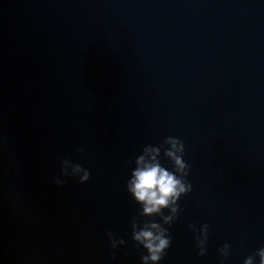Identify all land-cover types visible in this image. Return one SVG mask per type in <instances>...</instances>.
Returning a JSON list of instances; mask_svg holds the SVG:
<instances>
[{"label":"clouds","instance_id":"clouds-1","mask_svg":"<svg viewBox=\"0 0 264 264\" xmlns=\"http://www.w3.org/2000/svg\"><path fill=\"white\" fill-rule=\"evenodd\" d=\"M164 145H167L164 148ZM163 157L172 164L169 170L161 163V150ZM83 152V149H77ZM185 145L178 137H165L160 146L151 144L145 145L142 154L135 158V167L132 169L130 178L127 181V191L140 205V212L131 222L132 239L136 246L142 247L146 254L140 257L141 264H159L171 246L172 237L164 225H171L180 211L178 201L181 196H186L192 191V184L187 177L190 172V165L185 161ZM71 163L73 172L68 173L66 165ZM61 174L64 177L79 179L80 183L87 182L91 177V172L80 163H73L70 159L64 158L60 161ZM82 173V175H78ZM57 185L62 186L64 181L59 177L55 178ZM165 210L168 214H165ZM147 217L148 219H141ZM154 217H159L157 222ZM194 233L196 247L199 249L198 255L204 256L207 251L209 225L204 223L197 227L189 225ZM110 247L113 249L112 258H115V250L118 246L126 244L124 239H117L111 230L107 233ZM231 245L224 244L217 252L218 255L227 258L230 254ZM264 264V247L259 248L254 254L245 258L243 264Z\"/></svg>","mask_w":264,"mask_h":264}]
</instances>
